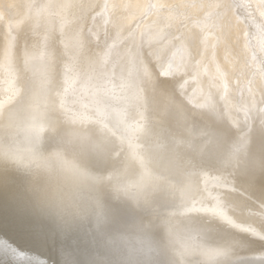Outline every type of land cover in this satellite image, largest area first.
I'll list each match as a JSON object with an SVG mask.
<instances>
[{
    "label": "bare ground",
    "instance_id": "1",
    "mask_svg": "<svg viewBox=\"0 0 264 264\" xmlns=\"http://www.w3.org/2000/svg\"><path fill=\"white\" fill-rule=\"evenodd\" d=\"M225 1L0 0V264H264V0Z\"/></svg>",
    "mask_w": 264,
    "mask_h": 264
},
{
    "label": "rangeland",
    "instance_id": "2",
    "mask_svg": "<svg viewBox=\"0 0 264 264\" xmlns=\"http://www.w3.org/2000/svg\"><path fill=\"white\" fill-rule=\"evenodd\" d=\"M236 2V0H226L224 3L226 4V5H231V3L233 4V3H235ZM230 3V4H229ZM262 6H263V8H264V2L262 1ZM223 8V7H222ZM225 8V7H224ZM227 9H228V7H226ZM219 10H221V9H219ZM225 10V9H224ZM240 20H238V19H235V20H233L232 21V23H230V24H226V25H228V26H235L236 24L237 25H239L240 24ZM227 23V22H226ZM227 28V27H226ZM224 31V33L221 35V37H222V39H223V44L225 45L224 46V49L220 52V56H219V58H221L222 59V62L224 63V65L225 66H227V67H224V68H222V71H220L221 72V74L222 75H225L226 73L228 74V71L230 70V68H231V66L232 65H234V64H236L237 65V63H240L241 62V59H240V53L239 52H237L238 51V49L234 46V44H231L230 43V40H231V36L229 35L228 36V31H229V29L227 28V29H225V30H223ZM200 36H202V34H200ZM213 36V35H212ZM209 39H210V42H208V43H204V47L206 48V49H210V48H213V45H212V43H213V40H211V38H213V37H211V36H209L208 37ZM220 39V38H219ZM246 41V40H245ZM200 45L201 44H203V41L202 40H199V42H198ZM198 44V45H199ZM233 48V49H232ZM242 55V54H241ZM229 64V65H228ZM227 68H229V69H227Z\"/></svg>",
    "mask_w": 264,
    "mask_h": 264
},
{
    "label": "snow or ice",
    "instance_id": "3",
    "mask_svg": "<svg viewBox=\"0 0 264 264\" xmlns=\"http://www.w3.org/2000/svg\"><path fill=\"white\" fill-rule=\"evenodd\" d=\"M261 238H264V237H261Z\"/></svg>",
    "mask_w": 264,
    "mask_h": 264
}]
</instances>
